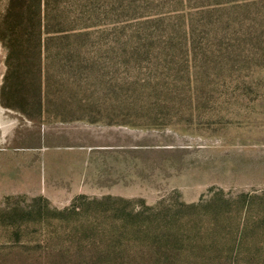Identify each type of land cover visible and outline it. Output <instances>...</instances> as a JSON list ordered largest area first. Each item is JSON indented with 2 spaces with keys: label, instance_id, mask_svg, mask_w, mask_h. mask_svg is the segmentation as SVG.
I'll return each mask as SVG.
<instances>
[{
  "label": "rangeland",
  "instance_id": "obj_1",
  "mask_svg": "<svg viewBox=\"0 0 264 264\" xmlns=\"http://www.w3.org/2000/svg\"><path fill=\"white\" fill-rule=\"evenodd\" d=\"M50 14L41 111L0 43V264H264V0Z\"/></svg>",
  "mask_w": 264,
  "mask_h": 264
},
{
  "label": "trees",
  "instance_id": "obj_2",
  "mask_svg": "<svg viewBox=\"0 0 264 264\" xmlns=\"http://www.w3.org/2000/svg\"><path fill=\"white\" fill-rule=\"evenodd\" d=\"M50 6L51 0H9L5 9L0 7V43L9 52L1 104L24 115L31 93L39 110L43 108L44 51L52 33Z\"/></svg>",
  "mask_w": 264,
  "mask_h": 264
},
{
  "label": "crops",
  "instance_id": "obj_3",
  "mask_svg": "<svg viewBox=\"0 0 264 264\" xmlns=\"http://www.w3.org/2000/svg\"><path fill=\"white\" fill-rule=\"evenodd\" d=\"M97 149H102V148H97ZM114 149H115V148H114ZM90 150H91V148L88 149V151H90ZM78 160H79V158H78Z\"/></svg>",
  "mask_w": 264,
  "mask_h": 264
}]
</instances>
